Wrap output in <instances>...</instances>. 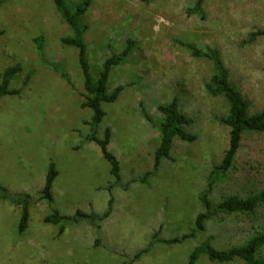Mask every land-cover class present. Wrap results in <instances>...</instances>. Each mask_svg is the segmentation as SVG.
Here are the masks:
<instances>
[{
	"label": "rangeland",
	"instance_id": "rangeland-1",
	"mask_svg": "<svg viewBox=\"0 0 264 264\" xmlns=\"http://www.w3.org/2000/svg\"><path fill=\"white\" fill-rule=\"evenodd\" d=\"M194 1L89 0L83 39L94 78L107 56L133 42L108 79L109 90L117 85L123 90L115 101L102 103L105 115L93 129L92 111L81 106L85 90L78 51L61 43L71 30L52 0H0V75L20 66L10 81L18 94L0 97V185L7 195L0 199V264H187L205 238L224 250L264 234V205L253 213L218 212L194 237L155 241L132 261L154 233L172 239L195 228L203 210L198 196L227 147L228 127L217 119L226 103L204 87L212 65L193 58L179 42L217 49L248 111L264 109V36L247 40L252 31L264 29V0H204L203 18L187 14ZM174 98L191 119L188 131L196 139L175 138L169 157L154 170L157 106ZM105 128L111 131L108 149L119 162L115 184L99 146L87 139L93 133L101 137ZM51 163L57 175L48 201L40 196ZM262 190L264 131L244 133L231 168L209 197L217 203ZM22 195L30 197L29 219L19 232L22 209L14 200ZM110 197L112 212L102 221L69 222L62 233L44 221L53 211L101 215ZM195 264L245 262L217 263L200 255Z\"/></svg>",
	"mask_w": 264,
	"mask_h": 264
},
{
	"label": "trees",
	"instance_id": "trees-1",
	"mask_svg": "<svg viewBox=\"0 0 264 264\" xmlns=\"http://www.w3.org/2000/svg\"><path fill=\"white\" fill-rule=\"evenodd\" d=\"M145 1L149 2L150 0ZM52 2L61 19L71 30V33L61 38L60 41L63 45L74 47L78 51V62L84 77L83 84L85 90L81 106L88 107L92 111L91 124L93 129H95L105 115L102 103L115 101L123 90L122 85H117L109 90L108 79L111 69L120 65L122 61L127 58L132 49L133 42L127 40L126 46L119 53H113L107 56L102 62L98 77L94 78L90 73L87 46L83 39V35L88 29V25L84 20V14L89 6V0H82L73 5H70L66 0H52ZM203 2L204 0H195L193 6L187 10V14H197L199 17L203 18ZM259 36H264V29L252 31L247 40L251 42ZM38 40H42V38H38L37 41ZM179 43L190 52L193 58H204L212 65V73L204 84V87L208 94L214 97H222L226 103L227 110L225 114L217 119L220 123L228 127L227 147L221 161L211 169L207 178L206 188L198 196L203 210L195 217V228L179 238L172 239H158L157 233H154L148 245L136 252L132 261L149 252L151 245L155 241L173 244L186 238L194 237L196 232L205 229L206 222L211 219L215 213H253L258 207L264 205V190L249 194L246 197L230 195L217 203H213L210 199L209 194L216 181L223 177L231 168L239 150L243 134L264 131V109L257 113H250L248 111L247 101L230 82L228 70L217 49H200L188 42L180 41ZM53 67L56 68V66ZM19 71L20 66L15 65L6 68L1 73L0 97L6 94H18L19 89L10 88V81ZM60 72L62 76L67 77L66 72L63 70ZM29 76L30 75H28L25 82L28 80ZM157 109L161 117L158 125L159 144L154 152L153 158L154 170L158 168L161 159L169 157L170 149L175 138L188 142H192L196 139V135L188 131V126L192 122L191 119L181 111L175 98L170 102L159 104ZM110 137V129L105 128L101 137L93 133L88 136L87 139L99 146L101 155L109 163V172L113 176L115 184L120 179L119 162L116 156L108 149ZM56 175L57 171L53 163H51L45 176L40 199L52 200L51 188ZM6 197V190L0 185V199ZM14 202L21 206L22 209L18 229L19 232H23L27 227L29 219L28 207L30 197L28 195H22L14 200ZM112 205L113 199L110 197L107 201V209L101 215L86 214L80 210H77L73 215H61L57 211H53L44 217V221L46 223L58 225L59 232L62 233L66 224L69 222L78 223L83 220L102 221L111 214ZM263 245L264 234H255L241 245L219 250L211 244V238L208 237L193 248L188 256L187 264H195L200 255H205L210 261H215L217 263H225L234 259H240L244 261L245 264H264V253H260V248Z\"/></svg>",
	"mask_w": 264,
	"mask_h": 264
}]
</instances>
